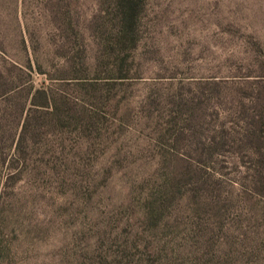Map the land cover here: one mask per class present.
I'll use <instances>...</instances> for the list:
<instances>
[{"label":"rangeland","instance_id":"obj_1","mask_svg":"<svg viewBox=\"0 0 264 264\" xmlns=\"http://www.w3.org/2000/svg\"><path fill=\"white\" fill-rule=\"evenodd\" d=\"M0 264H264V0H0Z\"/></svg>","mask_w":264,"mask_h":264}]
</instances>
